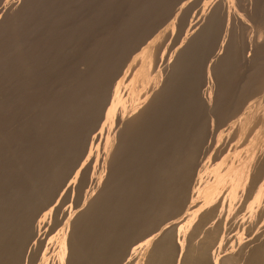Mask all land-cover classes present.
Returning a JSON list of instances; mask_svg holds the SVG:
<instances>
[{"label": "rangeland", "instance_id": "rangeland-1", "mask_svg": "<svg viewBox=\"0 0 264 264\" xmlns=\"http://www.w3.org/2000/svg\"><path fill=\"white\" fill-rule=\"evenodd\" d=\"M259 253L264 0H0V264Z\"/></svg>", "mask_w": 264, "mask_h": 264}, {"label": "bare ground", "instance_id": "bare-ground-1", "mask_svg": "<svg viewBox=\"0 0 264 264\" xmlns=\"http://www.w3.org/2000/svg\"><path fill=\"white\" fill-rule=\"evenodd\" d=\"M156 63H157V61H156V56L154 55V56L152 57L151 61H150V65L152 64L151 66H155L154 64H156ZM251 105H252V106H251ZM251 105L249 106L250 109L254 107V106H253L254 103L251 104ZM231 179H232V178H231V175L224 176V178H223V182H226V183H227V182H229ZM213 189H214L213 191H214V193H215V189H216V188H213ZM210 197H211V196H210ZM160 231H161V232H159V234H158L159 236H160L161 234H163L165 230H160ZM165 233H166V232H165ZM159 236H157V238H158ZM158 239H159V238H158ZM155 240H156V239H155ZM235 241H236V244L238 245L239 248H241V247L243 248L244 246L247 245V242L244 241V239L242 238V236L236 237ZM251 244H252V243H251ZM249 245H250V244H249ZM242 248H241V249H242ZM257 252H258V251H257ZM259 254H261V253H259ZM257 255H258V253H257ZM255 256H256V255H255ZM262 256L264 257V254H263V255L261 254V257H262ZM258 257H259V255H258ZM255 258H256V257H255ZM262 259H263V261H264V258H262Z\"/></svg>", "mask_w": 264, "mask_h": 264}]
</instances>
